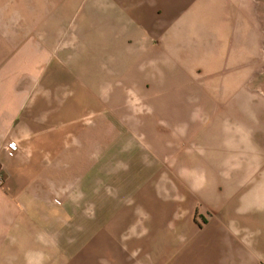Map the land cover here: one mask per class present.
<instances>
[{"label": "crops", "instance_id": "1", "mask_svg": "<svg viewBox=\"0 0 264 264\" xmlns=\"http://www.w3.org/2000/svg\"><path fill=\"white\" fill-rule=\"evenodd\" d=\"M91 9L131 82L0 40V264H264V0Z\"/></svg>", "mask_w": 264, "mask_h": 264}, {"label": "rangeland", "instance_id": "2", "mask_svg": "<svg viewBox=\"0 0 264 264\" xmlns=\"http://www.w3.org/2000/svg\"><path fill=\"white\" fill-rule=\"evenodd\" d=\"M91 2L92 0H0V40L8 31L9 39L14 43H17L18 39L25 44L33 43L35 47H39L42 56H46L42 76L53 62L60 61L58 57L63 59L71 55V49H80L83 43L89 52L88 62L91 65L92 78L110 76L116 78L121 75L125 83H129L135 77L132 71H129L128 66L120 68L113 66L108 58L110 53L107 50L106 52L100 51L96 35L97 20L90 18L83 24V19H86L89 11L92 10ZM84 27L87 30H84ZM121 61L126 62L123 58ZM81 75L78 73L75 77L80 79ZM260 91L262 90H257V92ZM220 97L223 96H210L212 100ZM245 98L244 108H248L251 112L255 111L258 103L257 96H252L250 100L248 96ZM138 103L140 101H137L138 109L145 108ZM212 103L214 108H224L223 101H212ZM245 136L246 134L243 135ZM247 144L249 157L245 162L253 168L263 162L261 151L251 141H247ZM262 165V169L258 172L264 171Z\"/></svg>", "mask_w": 264, "mask_h": 264}, {"label": "built area", "instance_id": "3", "mask_svg": "<svg viewBox=\"0 0 264 264\" xmlns=\"http://www.w3.org/2000/svg\"><path fill=\"white\" fill-rule=\"evenodd\" d=\"M10 149L11 150H16L17 149V145L15 143H11L10 144ZM4 183V178L2 177V175L0 174V185H2Z\"/></svg>", "mask_w": 264, "mask_h": 264}]
</instances>
